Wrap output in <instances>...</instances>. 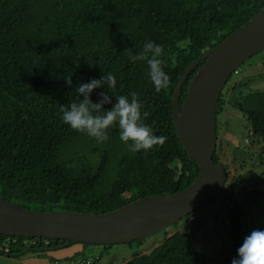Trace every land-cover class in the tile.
Wrapping results in <instances>:
<instances>
[{"label": "trees", "instance_id": "16d2710c", "mask_svg": "<svg viewBox=\"0 0 264 264\" xmlns=\"http://www.w3.org/2000/svg\"><path fill=\"white\" fill-rule=\"evenodd\" d=\"M263 7L264 0H0V197L40 211L107 213L149 195H170L189 187L200 167L175 129V88L193 61L219 46ZM149 40L164 48L161 60L169 84L159 92L148 78L147 64L129 60ZM203 63L187 77L180 107ZM67 73L72 74L73 87L103 73L114 75L115 95L131 99L135 92L143 122L157 136L166 137L164 143L133 154L115 126L109 140L98 144L63 125L62 109L77 101L63 79ZM249 85V80L237 82L230 88L233 98L221 96L218 114L230 101L247 117L248 145L255 150L234 145L230 131L226 139L230 137L235 149L233 163L240 162L241 168L253 160L246 155L263 148L261 160L254 163L262 168L260 174L251 175L253 184L246 186L244 178L233 180L225 164L229 176L218 199L176 223L173 234L165 231L164 241L151 252H136L124 264H232L244 238L253 230H264V89ZM101 91L107 88L94 92V101ZM109 95L113 103L105 110L116 102L115 95ZM223 146L219 139L216 163L222 162ZM239 153L244 156L236 159ZM212 207L215 214L191 220ZM183 220L185 226L178 228ZM203 228L216 233L210 246L195 236ZM73 244L70 239L0 234V254L9 258ZM213 251L219 255L218 263L207 259ZM75 258V252L67 257ZM84 262L93 261H79Z\"/></svg>", "mask_w": 264, "mask_h": 264}, {"label": "water", "instance_id": "95a60500", "mask_svg": "<svg viewBox=\"0 0 264 264\" xmlns=\"http://www.w3.org/2000/svg\"><path fill=\"white\" fill-rule=\"evenodd\" d=\"M263 50L264 7L219 46L193 61L180 77L172 101L173 121L183 146L200 167L189 187L170 195H149L107 213L40 211L0 197V234L70 239L74 244H129L165 232L211 204L218 199L229 176L225 165L214 160L222 92L233 72ZM203 61L180 107L183 85Z\"/></svg>", "mask_w": 264, "mask_h": 264}, {"label": "clouds", "instance_id": "9594fccd", "mask_svg": "<svg viewBox=\"0 0 264 264\" xmlns=\"http://www.w3.org/2000/svg\"><path fill=\"white\" fill-rule=\"evenodd\" d=\"M163 54L164 48L149 40L137 54L129 57L133 63L140 61L147 64L148 78L157 92L169 84V75L161 60ZM63 79L77 96V101L63 108L60 115L62 124L70 130L103 144L109 140V130L115 126L118 128L120 141L133 154L150 151L156 145L164 143L166 137L157 136L143 122L142 105L135 92L130 94L131 99L128 96L115 95L117 79L114 75L103 73L99 79L92 78L74 87L72 74L67 73ZM105 87L107 91H101L99 99L94 101L93 93ZM109 93L115 95L116 102L110 110H105V105L113 103V97ZM232 160L226 159V162L222 160L220 163L228 164L230 168ZM232 264H264V230H253L244 238Z\"/></svg>", "mask_w": 264, "mask_h": 264}, {"label": "rangeland", "instance_id": "374dc122", "mask_svg": "<svg viewBox=\"0 0 264 264\" xmlns=\"http://www.w3.org/2000/svg\"><path fill=\"white\" fill-rule=\"evenodd\" d=\"M243 80H249L251 85L249 89H264V50L248 60L244 65L239 68L238 74H233L231 78L227 81L226 87L222 92V97L229 99L233 98V92H230V88L233 87L237 82H241ZM217 128H218V136L219 139H223V150L225 156L220 155L221 159H233V152L235 149L231 147V145H236L238 148H245L247 151H254V147L248 145L249 142L247 139H250L249 136V122L245 115L239 114V112L232 106V103L229 101L227 105H225L224 110L218 114ZM229 123H227V121ZM230 131L231 138L233 144H229L228 139H226L225 133ZM261 147V146H260ZM262 147L264 145L262 144ZM257 148L256 152H250L249 155H246L247 159L253 157V160L249 162L244 168H241L240 162L233 163V160L230 162V176L233 178L239 176L243 179V183L246 186H251L253 183L250 179V176L253 175L255 178L260 174L262 168H257L255 166V159L261 160L260 156H262L263 148ZM244 156L243 154H236L235 158H239ZM252 178V177H251ZM235 192H238L239 187L236 186L234 188ZM214 208H209L208 210L203 211L191 218L194 220L196 217L201 216L203 214L214 213ZM220 211V210H218ZM253 217L255 214H252ZM186 224V220H183L178 226V228H183ZM214 225L213 216L211 217V221L209 222V226ZM187 229H190L189 226ZM177 230L176 226H173L169 229V234H173ZM211 229H207V231L203 228V232L195 233L197 239L200 242L204 243L207 246L213 244L215 240L216 233L210 231ZM168 234V235H169ZM166 233L161 231L159 233H155L149 237H147L142 243H129V244H115L109 246L108 248H104L102 245H87L81 246L79 244H73L69 247H63L61 249L55 251L48 252H37V253H28L21 256L16 257H8L7 254H0V264H55L58 261V264H80L79 261H82L83 258L89 259L92 264H124L129 261L134 253L136 252H151L156 246L161 244L164 241ZM195 237V238H196ZM195 240V239H194ZM214 246V245H213ZM77 254V258L70 261L67 259L68 255ZM80 252V253H77ZM215 251H213L214 253ZM96 257L99 259L94 260ZM207 259H211V262L218 263L219 255L218 253H214L211 257H207ZM83 264H86L84 262Z\"/></svg>", "mask_w": 264, "mask_h": 264}, {"label": "flooded vegetation", "instance_id": "af4514ba", "mask_svg": "<svg viewBox=\"0 0 264 264\" xmlns=\"http://www.w3.org/2000/svg\"><path fill=\"white\" fill-rule=\"evenodd\" d=\"M221 155H223V156H225V153H224V151H222L221 152ZM224 162H226V160L225 159H222ZM228 165V164H227ZM229 171L231 172V170H230V168H229Z\"/></svg>", "mask_w": 264, "mask_h": 264}, {"label": "built area", "instance_id": "2783aa9c", "mask_svg": "<svg viewBox=\"0 0 264 264\" xmlns=\"http://www.w3.org/2000/svg\"><path fill=\"white\" fill-rule=\"evenodd\" d=\"M239 73V69H237V70H235L234 72H233V74H238ZM56 264H58L57 262H56Z\"/></svg>", "mask_w": 264, "mask_h": 264}]
</instances>
